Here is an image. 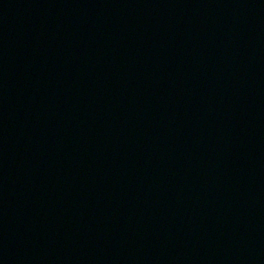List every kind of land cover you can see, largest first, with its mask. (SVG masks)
<instances>
[{
  "label": "water",
  "instance_id": "95a60500",
  "mask_svg": "<svg viewBox=\"0 0 264 264\" xmlns=\"http://www.w3.org/2000/svg\"><path fill=\"white\" fill-rule=\"evenodd\" d=\"M0 264H264V0H0Z\"/></svg>",
  "mask_w": 264,
  "mask_h": 264
}]
</instances>
